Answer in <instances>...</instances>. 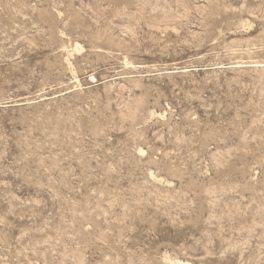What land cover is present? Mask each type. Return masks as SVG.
Here are the masks:
<instances>
[{
  "label": "rangeland",
  "instance_id": "obj_1",
  "mask_svg": "<svg viewBox=\"0 0 264 264\" xmlns=\"http://www.w3.org/2000/svg\"><path fill=\"white\" fill-rule=\"evenodd\" d=\"M0 264H264V0H0Z\"/></svg>",
  "mask_w": 264,
  "mask_h": 264
},
{
  "label": "bare ground",
  "instance_id": "obj_2",
  "mask_svg": "<svg viewBox=\"0 0 264 264\" xmlns=\"http://www.w3.org/2000/svg\"><path fill=\"white\" fill-rule=\"evenodd\" d=\"M253 66H254V65H253ZM255 66H256V65H255ZM257 66H259V67H260V66H263V64H262V65H257ZM92 78H93V77H92Z\"/></svg>",
  "mask_w": 264,
  "mask_h": 264
}]
</instances>
